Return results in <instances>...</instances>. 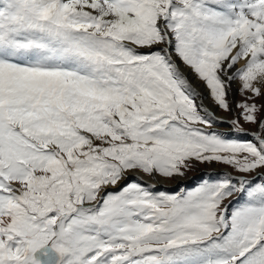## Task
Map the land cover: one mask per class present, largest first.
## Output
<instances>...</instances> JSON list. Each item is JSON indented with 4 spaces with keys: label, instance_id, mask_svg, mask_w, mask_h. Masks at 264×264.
<instances>
[{
    "label": "snow or ice",
    "instance_id": "obj_1",
    "mask_svg": "<svg viewBox=\"0 0 264 264\" xmlns=\"http://www.w3.org/2000/svg\"><path fill=\"white\" fill-rule=\"evenodd\" d=\"M0 264H264V0H0Z\"/></svg>",
    "mask_w": 264,
    "mask_h": 264
},
{
    "label": "rangeland",
    "instance_id": "obj_2",
    "mask_svg": "<svg viewBox=\"0 0 264 264\" xmlns=\"http://www.w3.org/2000/svg\"><path fill=\"white\" fill-rule=\"evenodd\" d=\"M237 99H240V97L237 96ZM221 115H223V113H221ZM203 170H204V168H203V166H201V168H200L199 170L194 171V172H190L188 175H189V176H191V175H195V174L200 173V172L203 171Z\"/></svg>",
    "mask_w": 264,
    "mask_h": 264
}]
</instances>
